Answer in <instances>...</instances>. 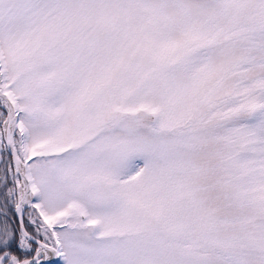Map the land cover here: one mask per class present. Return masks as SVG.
I'll return each instance as SVG.
<instances>
[{
	"label": "snow or ice",
	"instance_id": "6c2138e0",
	"mask_svg": "<svg viewBox=\"0 0 264 264\" xmlns=\"http://www.w3.org/2000/svg\"><path fill=\"white\" fill-rule=\"evenodd\" d=\"M0 264H264V0H0Z\"/></svg>",
	"mask_w": 264,
	"mask_h": 264
}]
</instances>
